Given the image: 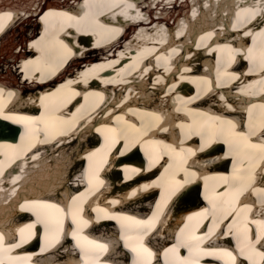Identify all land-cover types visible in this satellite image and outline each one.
<instances>
[{
	"label": "bare ground",
	"instance_id": "obj_1",
	"mask_svg": "<svg viewBox=\"0 0 264 264\" xmlns=\"http://www.w3.org/2000/svg\"><path fill=\"white\" fill-rule=\"evenodd\" d=\"M129 255L264 264V0H0V264Z\"/></svg>",
	"mask_w": 264,
	"mask_h": 264
},
{
	"label": "rangeland",
	"instance_id": "obj_2",
	"mask_svg": "<svg viewBox=\"0 0 264 264\" xmlns=\"http://www.w3.org/2000/svg\"><path fill=\"white\" fill-rule=\"evenodd\" d=\"M1 1H4V0H1ZM16 34V33H15ZM14 34V38L15 37H17V39H19V38H24L26 35H28V28L26 27V29H20L19 31H18V33L15 35ZM79 170V169H78ZM197 199H191L190 198V200L187 202L188 204H186L184 207L185 208H183L184 209V212H187V211H189L190 209H192V208H194L195 206H196V204H197V201H196Z\"/></svg>",
	"mask_w": 264,
	"mask_h": 264
}]
</instances>
